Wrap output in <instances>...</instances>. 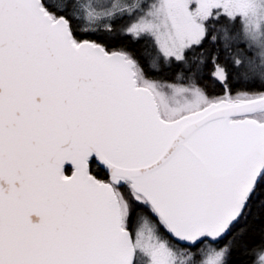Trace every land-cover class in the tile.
I'll return each mask as SVG.
<instances>
[{
    "label": "snow or ice",
    "instance_id": "obj_1",
    "mask_svg": "<svg viewBox=\"0 0 264 264\" xmlns=\"http://www.w3.org/2000/svg\"><path fill=\"white\" fill-rule=\"evenodd\" d=\"M0 264H264V0H0Z\"/></svg>",
    "mask_w": 264,
    "mask_h": 264
}]
</instances>
